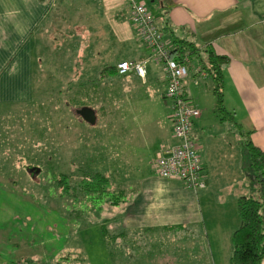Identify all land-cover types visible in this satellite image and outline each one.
Instances as JSON below:
<instances>
[{
  "label": "rangeland",
  "instance_id": "obj_1",
  "mask_svg": "<svg viewBox=\"0 0 264 264\" xmlns=\"http://www.w3.org/2000/svg\"><path fill=\"white\" fill-rule=\"evenodd\" d=\"M67 3L60 4L59 16L51 17L49 32L40 34L32 77L22 75L23 82L30 79V96L22 88V101L0 107V264H229L227 250H232L231 236L241 220L237 207L230 201L220 206L226 201L217 196L210 198V206L208 197H202L201 225L124 234L121 246L115 243L111 218L121 204L116 200L125 198L129 183L140 177L121 173L129 171L126 149L142 150L148 157L146 127L159 119L169 123L171 101L165 96L164 79L159 89L148 79L128 78V84L117 75L103 79L104 62L114 57L98 54L103 44H95L100 35L95 30L103 25L99 2ZM149 6L154 12L156 2ZM44 28L45 24L39 29ZM90 48L95 55L89 54ZM118 48L113 46L111 53ZM202 103L212 104L210 98ZM85 106L96 110L95 122L77 113ZM128 136L132 143L124 140ZM152 169L158 172L156 165ZM85 170L110 177L107 198L67 193V183H74ZM255 181L252 176L251 183ZM246 194L260 195L252 188ZM201 234L207 235L203 249ZM116 248L133 249L121 256Z\"/></svg>",
  "mask_w": 264,
  "mask_h": 264
},
{
  "label": "crops",
  "instance_id": "obj_2",
  "mask_svg": "<svg viewBox=\"0 0 264 264\" xmlns=\"http://www.w3.org/2000/svg\"><path fill=\"white\" fill-rule=\"evenodd\" d=\"M63 1L65 0H0L2 109L12 102L22 101V88L27 90L30 96V79L23 82L22 75L25 78L32 77V63L37 58L34 48L42 42L40 34L49 32V26L53 25L51 17L60 15V4L65 5L69 0L66 3ZM97 1L100 21L103 23L101 29L97 27L98 30H95L100 33L95 44H103L101 53L98 54L114 57L111 62H104L105 67L115 66L117 71L114 75H117L122 83H127L128 78L140 81L148 79V84L155 82L159 89L160 81L164 79L167 85L163 64L155 59L149 60L147 75L143 78L135 71L125 74L119 72L120 62L140 61L151 53L132 23L131 0ZM141 1H145L151 11L153 7H150L149 3L156 2V9L152 12L157 26L170 45L173 43L174 33L191 40L197 46L209 45L217 54L230 57V61L223 66V71L225 106L231 113L228 118L232 120H221L217 112L214 116L210 115V111L216 109L214 97H209L213 81L207 73L196 76L198 66L194 63L189 68L184 89L201 110V116L193 123L192 132L198 145L202 164L200 175L204 185L193 189L181 180L162 178L152 169L153 161L162 147L176 142L171 120L172 101L165 94L171 101V109L166 115L169 123L159 119V122L156 120L152 126L146 127L144 142L150 147L148 157H145L146 154L142 150L137 149L136 156L130 148L126 149L130 153L126 166L129 171L123 170L121 173L140 177L129 183V194L125 198L122 197L118 215L111 218L115 229V243L118 245L124 234L134 235L174 227L186 229L189 225H201L205 222L202 208L204 204L201 202L203 196L208 197V206L210 198L217 196L221 202L226 201L219 204L220 206L230 201L232 206L237 207L238 198L249 195L246 194L248 189L252 188L253 194L260 192L259 183H251L253 172L244 161L247 157L244 139L248 136V140H252L264 150V0ZM43 24L45 28L41 31L39 28ZM88 24V30L91 31V23ZM172 29L173 33H170ZM116 45L119 48L112 54L111 49ZM89 54L95 55V49H91ZM89 58L96 60L92 56ZM101 77L106 79V72ZM204 84L208 86L206 90L203 89ZM209 98L212 104L207 107L202 101ZM134 127L136 128L135 124ZM124 140L132 143L133 139L128 136ZM139 144L144 145L141 142ZM137 159L143 161L136 162ZM148 164L150 168L145 169L149 167ZM144 165L148 167H143ZM139 167L143 170H132ZM107 230H110L108 226ZM206 238L207 235H200L202 249L205 247L203 241ZM131 249L133 248H116V253L121 251L118 255L125 256L126 250ZM227 251L230 253L231 250Z\"/></svg>",
  "mask_w": 264,
  "mask_h": 264
},
{
  "label": "trees",
  "instance_id": "obj_3",
  "mask_svg": "<svg viewBox=\"0 0 264 264\" xmlns=\"http://www.w3.org/2000/svg\"><path fill=\"white\" fill-rule=\"evenodd\" d=\"M131 3L132 12L136 4L143 3L154 16L153 12L146 5V2L131 0ZM159 30L166 40L162 30ZM170 33H173V29ZM172 42L171 58L178 63L187 65L188 69L196 63L198 66L196 76L203 73L210 75L213 81L212 93L216 101V112L220 115L221 120H232L228 118L231 113L225 106V78L223 71V66L230 61V57L217 54L209 45L197 46L191 40L177 36L174 33ZM103 70L106 72L107 76L114 75L117 71L115 66H107ZM184 92L187 97H190L185 89ZM251 132H248V134ZM247 138L244 139L245 153L247 155L244 161L245 164L249 166L250 170H252V176L259 183L260 195L258 197L254 195H243L237 200V209L241 221L239 227L231 236L232 250L229 257L230 264H262L264 261V150ZM176 143L177 139L174 144ZM36 169L37 168L32 169V172L35 173ZM81 174V177L74 181V183H67L65 186V189H68L67 193H71V190H73V195H78L81 191V193L85 194L87 197L96 199L101 198L103 200L107 198L106 196L110 192V177L100 172L89 173L87 170ZM59 183L60 186L64 184L62 180H60ZM121 201L122 197L116 200V202ZM104 229L107 230V226H104Z\"/></svg>",
  "mask_w": 264,
  "mask_h": 264
},
{
  "label": "built area",
  "instance_id": "obj_4",
  "mask_svg": "<svg viewBox=\"0 0 264 264\" xmlns=\"http://www.w3.org/2000/svg\"><path fill=\"white\" fill-rule=\"evenodd\" d=\"M132 20L151 54L140 61H122L118 64V70L121 74L135 71L143 78L147 75L149 59L158 60L167 75L166 96L172 101L171 120L177 143L162 147L153 165L157 166V174L162 178L181 180L189 187L198 189L204 182L200 175L202 164L192 126L201 116V110L184 92L189 69L171 58L172 46L163 38L154 16L143 3L134 6Z\"/></svg>",
  "mask_w": 264,
  "mask_h": 264
},
{
  "label": "water",
  "instance_id": "obj_5",
  "mask_svg": "<svg viewBox=\"0 0 264 264\" xmlns=\"http://www.w3.org/2000/svg\"><path fill=\"white\" fill-rule=\"evenodd\" d=\"M77 113L80 114L85 120H88L91 122L96 121V112L92 107H88V106L81 107L77 110Z\"/></svg>",
  "mask_w": 264,
  "mask_h": 264
},
{
  "label": "flooded vegetation",
  "instance_id": "obj_6",
  "mask_svg": "<svg viewBox=\"0 0 264 264\" xmlns=\"http://www.w3.org/2000/svg\"><path fill=\"white\" fill-rule=\"evenodd\" d=\"M75 111V110H74ZM31 168V167H30Z\"/></svg>",
  "mask_w": 264,
  "mask_h": 264
}]
</instances>
